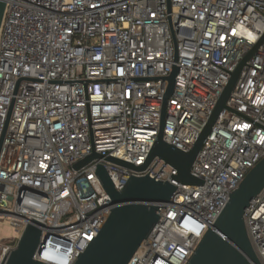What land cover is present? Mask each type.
I'll return each mask as SVG.
<instances>
[{"label":"built area","instance_id":"2783aa9c","mask_svg":"<svg viewBox=\"0 0 264 264\" xmlns=\"http://www.w3.org/2000/svg\"><path fill=\"white\" fill-rule=\"evenodd\" d=\"M256 46L192 166L201 186L180 183L159 158L144 170L106 160L147 163L175 68L164 141L189 151L231 74ZM93 154L102 158L75 169ZM263 158L264 0H6L0 217L15 235L13 243L0 239V264L31 219L44 224L34 259L74 264L112 213L98 164L118 192L131 176L150 171V178L177 187L129 264H187ZM244 220L264 264V190Z\"/></svg>","mask_w":264,"mask_h":264},{"label":"water","instance_id":"95a60500","mask_svg":"<svg viewBox=\"0 0 264 264\" xmlns=\"http://www.w3.org/2000/svg\"><path fill=\"white\" fill-rule=\"evenodd\" d=\"M6 0H0V30L5 14ZM256 46L237 69L225 87L218 103L212 112L199 139L187 152L177 149L164 141V126L167 99L175 86L177 69L168 78L169 87L164 102L159 135L155 140L147 163L140 168L124 163L115 158H106L121 166L144 170L155 159L159 158L177 171L175 177L180 183L190 186H201L203 181L192 175V166L204 143L211 133L220 113L233 92L242 70L257 52ZM102 158L93 154L75 166L80 169L94 159ZM151 172V171H150ZM131 176L122 192H118L104 166L97 165L96 175L111 198L108 209L112 211L97 237L91 240L83 253H80L74 264H129L141 244L149 238L161 216L177 192V187L165 181H156L149 177ZM264 190V158L250 170L239 188L231 194L228 204L199 243L187 264H260L251 245L245 227V212L251 202ZM44 224L31 219L27 229L18 242L17 249L1 264H47L35 260L40 245ZM10 250V249H9ZM7 250L6 254H8Z\"/></svg>","mask_w":264,"mask_h":264},{"label":"rangeland","instance_id":"374dc122","mask_svg":"<svg viewBox=\"0 0 264 264\" xmlns=\"http://www.w3.org/2000/svg\"><path fill=\"white\" fill-rule=\"evenodd\" d=\"M15 235V231L10 224L9 219L0 217V239L5 240L7 243H13L12 236Z\"/></svg>","mask_w":264,"mask_h":264}]
</instances>
